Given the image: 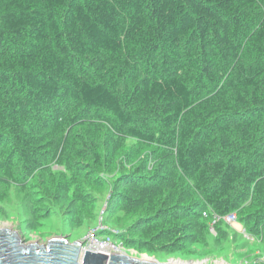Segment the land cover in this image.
Returning <instances> with one entry per match:
<instances>
[{
  "label": "trees",
  "instance_id": "trees-1",
  "mask_svg": "<svg viewBox=\"0 0 264 264\" xmlns=\"http://www.w3.org/2000/svg\"><path fill=\"white\" fill-rule=\"evenodd\" d=\"M57 103L110 114L165 150L209 222L241 208L264 218V0H0L8 162L35 168L30 128ZM91 148L75 154L100 161Z\"/></svg>",
  "mask_w": 264,
  "mask_h": 264
},
{
  "label": "rangeland",
  "instance_id": "rangeland-1",
  "mask_svg": "<svg viewBox=\"0 0 264 264\" xmlns=\"http://www.w3.org/2000/svg\"><path fill=\"white\" fill-rule=\"evenodd\" d=\"M55 106V115L30 128L41 145L31 171L16 158L8 162L7 146L0 144V229L15 232L24 244L45 246L59 236L71 243L84 239L103 214L100 223L107 230L96 234H113L122 254L132 258L171 264H264V218L246 215L241 208L235 224L216 226L200 214V197L165 150L128 137L110 114L96 110L84 116L76 104ZM65 109L79 118L66 119ZM91 146L97 147L100 161L76 156V150L89 153ZM181 190L189 202L185 207L177 205ZM195 203L199 209H193ZM167 214L171 217L165 221ZM169 230L174 237L165 236Z\"/></svg>",
  "mask_w": 264,
  "mask_h": 264
},
{
  "label": "water",
  "instance_id": "water-1",
  "mask_svg": "<svg viewBox=\"0 0 264 264\" xmlns=\"http://www.w3.org/2000/svg\"><path fill=\"white\" fill-rule=\"evenodd\" d=\"M84 240L69 242L64 236L51 238L45 246L24 244L15 232L0 229V264H171L143 261L125 254H81Z\"/></svg>",
  "mask_w": 264,
  "mask_h": 264
},
{
  "label": "built area",
  "instance_id": "built-area-1",
  "mask_svg": "<svg viewBox=\"0 0 264 264\" xmlns=\"http://www.w3.org/2000/svg\"><path fill=\"white\" fill-rule=\"evenodd\" d=\"M102 216L103 214H101L100 216L99 224L94 229L90 230L85 236V238L82 239L84 240V244L81 248V254H83L85 251L101 253L107 256L109 254H122L120 246L121 244L119 243V240L114 239L113 234L107 233L100 236L96 234L97 231L107 230V227L100 223V221L102 220ZM203 216H206V214L204 213ZM211 216L213 224L223 223L229 225L234 224L238 221L235 212H231L223 216H218L215 214H211Z\"/></svg>",
  "mask_w": 264,
  "mask_h": 264
},
{
  "label": "bare ground",
  "instance_id": "bare-ground-1",
  "mask_svg": "<svg viewBox=\"0 0 264 264\" xmlns=\"http://www.w3.org/2000/svg\"><path fill=\"white\" fill-rule=\"evenodd\" d=\"M143 259H145V258L143 257ZM143 259H142V260H143ZM139 260H140V259H139ZM143 261H144V260H143ZM150 262H154V260H153V261H150Z\"/></svg>",
  "mask_w": 264,
  "mask_h": 264
},
{
  "label": "crops",
  "instance_id": "crops-1",
  "mask_svg": "<svg viewBox=\"0 0 264 264\" xmlns=\"http://www.w3.org/2000/svg\"><path fill=\"white\" fill-rule=\"evenodd\" d=\"M235 224V223H234Z\"/></svg>",
  "mask_w": 264,
  "mask_h": 264
}]
</instances>
